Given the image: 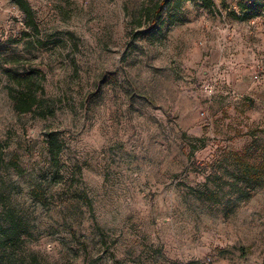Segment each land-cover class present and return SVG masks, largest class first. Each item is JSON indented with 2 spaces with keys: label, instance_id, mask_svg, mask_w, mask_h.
<instances>
[{
  "label": "rangeland",
  "instance_id": "374dc122",
  "mask_svg": "<svg viewBox=\"0 0 264 264\" xmlns=\"http://www.w3.org/2000/svg\"><path fill=\"white\" fill-rule=\"evenodd\" d=\"M27 1L37 36L0 0L11 264H264V176L244 169L264 158V0H190L154 23L159 0ZM7 67L36 71L32 112Z\"/></svg>",
  "mask_w": 264,
  "mask_h": 264
},
{
  "label": "trees",
  "instance_id": "16d2710c",
  "mask_svg": "<svg viewBox=\"0 0 264 264\" xmlns=\"http://www.w3.org/2000/svg\"><path fill=\"white\" fill-rule=\"evenodd\" d=\"M190 0H159L151 9L152 22L154 23L155 18L158 20L161 18L165 10L171 12H178L184 2ZM19 10L25 16V25L31 30V33L24 32L25 36L30 37L31 35L37 36L39 34V28L35 21L34 12L27 0H14ZM9 81L12 83L10 86L9 95L13 101V107L18 113H29L38 105V91L43 92V88L39 85L36 77V71L33 69H25L19 71L7 67L5 69ZM47 149L49 162L51 166L58 169L60 165V155L63 149V143L61 139L56 135L55 132L50 131L46 135ZM245 172L248 174H256L255 179L259 181L261 175L264 176V158H262L257 164L247 163L244 167ZM38 191V189H37ZM36 189L33 191L36 195ZM197 193L203 196L207 200H218V194L215 192H203L197 191ZM5 201L3 195L0 193V204ZM20 223L15 220L4 225L0 222V264H11V261L6 257V249L11 245L8 239L15 236L19 238V227ZM2 256V257H1ZM113 264H125L124 262L117 260L113 253L110 254Z\"/></svg>",
  "mask_w": 264,
  "mask_h": 264
},
{
  "label": "built area",
  "instance_id": "2783aa9c",
  "mask_svg": "<svg viewBox=\"0 0 264 264\" xmlns=\"http://www.w3.org/2000/svg\"><path fill=\"white\" fill-rule=\"evenodd\" d=\"M208 260H209V258H208Z\"/></svg>",
  "mask_w": 264,
  "mask_h": 264
}]
</instances>
